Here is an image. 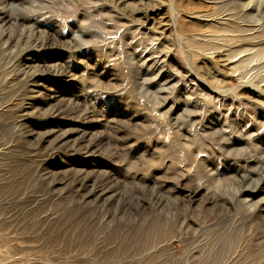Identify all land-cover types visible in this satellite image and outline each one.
<instances>
[{"label": "rangeland", "instance_id": "rangeland-1", "mask_svg": "<svg viewBox=\"0 0 264 264\" xmlns=\"http://www.w3.org/2000/svg\"><path fill=\"white\" fill-rule=\"evenodd\" d=\"M0 14V264H264V0Z\"/></svg>", "mask_w": 264, "mask_h": 264}, {"label": "bare ground", "instance_id": "bare-ground-1", "mask_svg": "<svg viewBox=\"0 0 264 264\" xmlns=\"http://www.w3.org/2000/svg\"><path fill=\"white\" fill-rule=\"evenodd\" d=\"M1 15V14H0ZM5 15H3L2 17H0V19H6V17H4ZM8 105V104H6ZM25 105V104H24ZM25 120V119H24ZM27 123V122H26ZM42 141H38L37 143V147H39L42 143H45L46 142V139H48L47 137H42L41 138ZM32 147V146H31ZM43 148V147H42ZM52 152V151H51ZM49 152V153H51ZM50 158V157H49ZM46 161V160H45ZM46 167V166H45ZM50 171V170H49ZM76 173V171H75ZM51 174V173H50ZM264 174V173H263ZM52 175H55V174H52ZM87 175V174H86ZM262 175V174H261ZM48 177H50L48 174H47ZM264 176V175H263ZM58 180V182H68V183H71L72 186L74 187H78L80 193L82 196H84V198H87L88 196H94V195H102L106 190H105V186L104 184H97V185H94L93 187H90V189H88V185H87V181H89L90 179L87 178L86 176H82L81 174L79 175L78 173L77 174H73L71 176H68L66 177L65 179L61 180L60 179H56ZM64 182V183H65ZM63 183V184H64ZM59 192V191H58ZM63 192V191H62ZM125 192V191H124ZM195 193L197 194L198 193V190H195ZM120 196V195H119ZM135 196V195H134ZM150 196V195H149ZM138 197V196H137ZM161 197V196H160ZM75 198V197H74ZM122 198V197H121ZM120 198V199H121ZM154 199V198H153ZM160 199V198H159ZM24 201V200H23ZM136 202V201H134ZM126 204V203H125ZM139 204V203H138ZM141 204V202H140ZM136 205V204H135ZM122 207V206H121ZM125 208V207H124ZM124 210V209H123ZM131 210V209H130ZM105 211V210H104ZM139 212V211H138ZM14 215V214H13ZM120 215V214H119ZM132 216V215H131ZM130 216V217H131ZM135 216V215H134ZM143 216V215H142ZM32 217V216H31ZM119 217V216H118ZM128 217V216H127ZM130 219V218H129ZM31 220V219H30ZM21 221V219H20ZM142 223V222H141Z\"/></svg>", "mask_w": 264, "mask_h": 264}]
</instances>
